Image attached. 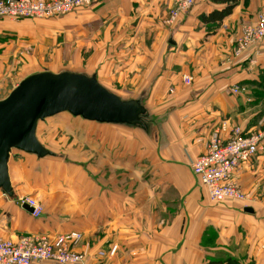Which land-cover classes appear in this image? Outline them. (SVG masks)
<instances>
[{"label": "crops", "instance_id": "obj_1", "mask_svg": "<svg viewBox=\"0 0 264 264\" xmlns=\"http://www.w3.org/2000/svg\"><path fill=\"white\" fill-rule=\"evenodd\" d=\"M227 6L198 0L174 22L171 0H94L71 13V42L86 39L87 75L139 100L146 126L87 121L86 154L72 151L70 175L56 156L13 150V193L0 188V238L79 231L83 264H264V146L236 171L246 208L212 201L191 168L224 122L264 128V96L242 83L259 80L264 39L234 55L264 0H237L222 20H204ZM234 85L250 90L234 94ZM25 196L43 204L40 217L21 204Z\"/></svg>", "mask_w": 264, "mask_h": 264}, {"label": "built area", "instance_id": "obj_2", "mask_svg": "<svg viewBox=\"0 0 264 264\" xmlns=\"http://www.w3.org/2000/svg\"><path fill=\"white\" fill-rule=\"evenodd\" d=\"M173 8L168 22H174L179 16L191 10L198 0H171ZM94 0H0V17L11 19L40 18L72 13L86 8ZM264 39V11H259L256 22L243 28L234 55L242 58L253 44ZM244 59V58H243ZM247 66L254 63L250 55L245 60ZM190 83L191 78L186 77ZM234 94L249 92L245 85H234ZM226 132V137H223ZM264 146V128L248 132L240 124L224 122L217 128L207 151L191 163L199 182L207 189L214 202L231 201L247 207V196L236 171L242 163L250 162ZM21 204L32 208L31 214L40 217L43 214L41 203L30 196L20 200ZM82 240V233L70 231L46 235H25L17 240L0 238V264H34L55 262L57 264H83L85 254L76 249ZM117 249L113 247L112 253Z\"/></svg>", "mask_w": 264, "mask_h": 264}, {"label": "water", "instance_id": "obj_3", "mask_svg": "<svg viewBox=\"0 0 264 264\" xmlns=\"http://www.w3.org/2000/svg\"><path fill=\"white\" fill-rule=\"evenodd\" d=\"M61 112L100 123L146 126V108L104 87L95 74L41 71L23 78L0 99V188L13 193L9 159L13 150L53 154L37 136L39 121ZM26 207L32 211L29 205Z\"/></svg>", "mask_w": 264, "mask_h": 264}, {"label": "rangeland", "instance_id": "obj_4", "mask_svg": "<svg viewBox=\"0 0 264 264\" xmlns=\"http://www.w3.org/2000/svg\"><path fill=\"white\" fill-rule=\"evenodd\" d=\"M85 9L79 8L72 13L82 12ZM70 15L71 13L18 19L0 17V85L6 87L5 92H0V96L8 95L26 76L41 71L93 73L87 69L86 39L79 38L77 40L74 37L71 42ZM43 23H47V25H41ZM45 121L47 122L40 124V127L43 126L44 129H40L39 134L43 136L49 148L51 147L56 152V154H50L56 156L52 158L56 168L62 167L63 175H70L71 157H74L72 151L86 154L88 146L85 139L87 138L86 125L84 124L87 121L81 116H75L69 112H61L47 117ZM78 129L79 131H77ZM199 184L201 183L199 182ZM41 205L43 206L42 203Z\"/></svg>", "mask_w": 264, "mask_h": 264}, {"label": "trees", "instance_id": "obj_5", "mask_svg": "<svg viewBox=\"0 0 264 264\" xmlns=\"http://www.w3.org/2000/svg\"><path fill=\"white\" fill-rule=\"evenodd\" d=\"M226 1L228 2V6L225 9H223L221 11L212 12L208 17H204V20L205 21H217V20H222L225 16H227L231 12V10H232L234 4H236L237 0H226ZM254 81L255 82L250 81V83H247V82H242V83L243 84H251V85L256 84L258 86V89L254 90L255 96H264V69L262 70V72L260 74L259 80L258 81L254 80ZM249 90H250V88H249ZM86 121H90V120H86ZM133 126H136V125H133ZM43 145L46 146L48 149L52 150L51 147L49 148V146L46 142L43 143ZM54 154H56V152H54Z\"/></svg>", "mask_w": 264, "mask_h": 264}]
</instances>
